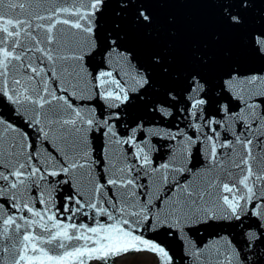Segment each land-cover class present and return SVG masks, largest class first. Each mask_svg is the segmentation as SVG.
<instances>
[{
    "label": "snow or ice",
    "instance_id": "obj_1",
    "mask_svg": "<svg viewBox=\"0 0 264 264\" xmlns=\"http://www.w3.org/2000/svg\"><path fill=\"white\" fill-rule=\"evenodd\" d=\"M184 2L0 0V264L139 253L175 264L160 233L181 241L188 264H264V0H194L215 6L214 40L236 35L261 62L231 61L211 79L204 53L178 69L160 45L157 6ZM90 133L105 141L98 158ZM152 137L172 142L163 162ZM89 210L91 226L75 222ZM200 229L214 232L197 240Z\"/></svg>",
    "mask_w": 264,
    "mask_h": 264
},
{
    "label": "water",
    "instance_id": "obj_2",
    "mask_svg": "<svg viewBox=\"0 0 264 264\" xmlns=\"http://www.w3.org/2000/svg\"><path fill=\"white\" fill-rule=\"evenodd\" d=\"M158 14L160 16L162 24L165 26L164 31L161 33L160 45L168 49V55L173 57L175 65L178 69L187 67L190 65L192 59V53L199 51L204 53L209 58V64L205 66L202 70L211 79L212 76L218 72L227 63L239 60L241 65L247 69L250 67H261V62L249 57L243 56L239 37L233 34H225L220 37V39L214 40L213 37L220 32V28L216 22L215 16V6L208 3H197V2H184V3H170L157 6ZM174 18V23L168 24V18ZM175 33L174 36L169 37L168 31ZM133 44L139 47H145L147 41L142 35L135 34L132 37ZM231 51V57H227L225 52ZM97 60L99 57L96 58ZM60 95V93H57ZM73 103L76 106L85 105L91 106L90 98L81 100L77 96ZM233 104L237 106L240 105L239 102L233 101ZM235 110V109H234ZM99 109L97 108V113ZM172 118H168L162 127L171 128L174 127L171 123ZM223 135V131H222ZM89 139L96 148V157L99 155V147L105 141H102L98 134H89ZM171 141L164 139L163 137H152V144L156 149L151 153L154 162H163L169 156V146ZM37 148L43 152L45 145L37 144ZM127 148V146H125ZM41 159L43 157L41 156ZM203 164V158H197L195 153L193 154L192 160L189 166L194 168H200ZM55 179V178H49ZM63 180H67L68 177L64 176ZM55 189L53 192V198L57 206H59L62 195H67L68 186L66 184L52 185ZM39 208V205H36ZM76 223L85 222L90 226L93 224L92 212L89 210L87 218H81L77 216ZM215 231H220L219 229ZM230 231L233 238L236 237V232L240 230H225ZM213 229H200L198 233L194 236L197 240H205L209 238L210 234H213ZM146 238L155 237L156 233L154 231H148L144 233ZM159 239L166 241L167 247L170 249V254L174 255L175 264H188V258L186 256V249L184 245L179 240L171 239L165 236L163 233L159 234ZM242 239V237L240 238ZM142 256L151 257L148 253H140ZM135 254H128L122 257L115 258L116 260L126 258ZM155 264V261L154 263Z\"/></svg>",
    "mask_w": 264,
    "mask_h": 264
},
{
    "label": "rangeland",
    "instance_id": "obj_3",
    "mask_svg": "<svg viewBox=\"0 0 264 264\" xmlns=\"http://www.w3.org/2000/svg\"><path fill=\"white\" fill-rule=\"evenodd\" d=\"M122 264H153V257H143L141 254H135L126 258H122Z\"/></svg>",
    "mask_w": 264,
    "mask_h": 264
},
{
    "label": "bare ground",
    "instance_id": "obj_4",
    "mask_svg": "<svg viewBox=\"0 0 264 264\" xmlns=\"http://www.w3.org/2000/svg\"><path fill=\"white\" fill-rule=\"evenodd\" d=\"M140 254V253H139ZM143 257H147V256H143ZM149 258V257H148ZM122 259L116 260L117 264H122L123 262L121 261Z\"/></svg>",
    "mask_w": 264,
    "mask_h": 264
}]
</instances>
